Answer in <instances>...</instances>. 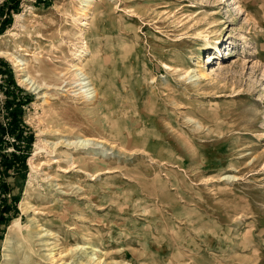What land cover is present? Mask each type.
<instances>
[{
    "label": "rangeland",
    "instance_id": "rangeland-1",
    "mask_svg": "<svg viewBox=\"0 0 264 264\" xmlns=\"http://www.w3.org/2000/svg\"><path fill=\"white\" fill-rule=\"evenodd\" d=\"M90 3L0 0V264H264V0ZM81 20L93 100L72 92Z\"/></svg>",
    "mask_w": 264,
    "mask_h": 264
},
{
    "label": "bare ground",
    "instance_id": "bare-ground-1",
    "mask_svg": "<svg viewBox=\"0 0 264 264\" xmlns=\"http://www.w3.org/2000/svg\"><path fill=\"white\" fill-rule=\"evenodd\" d=\"M91 0H80V5L79 8H77V10L75 11V14H84L86 19H90V17L88 16V14H85V12L87 10H89L90 7V3ZM84 25H88V22L86 20H81V21H77V23L73 24V30H72V36L77 39L81 44L74 50V54L75 57L77 59L76 63H71L69 68L71 69V77H72V82L71 84L76 87V89H73V95H81L82 97L88 99V100H93L96 96V92L94 93V87H93V81L90 78V75H88L85 71V66H86V57H90L89 55L91 54V50L87 45V42L84 40L85 39V30H84ZM207 37V36H206ZM223 39V38H222ZM221 39V40H222ZM216 51L220 53V48L219 45L216 48ZM4 53L3 51L0 50V54ZM93 54V53H92ZM208 60H213L216 59V55H214V53L210 54L208 53L207 56ZM41 57L39 55L33 54V56L31 57V64H34L36 66L34 70V72L36 74H41L43 72V64L41 63ZM15 61V60H14ZM85 61V62H84ZM19 69L21 70H28V63L27 61H23V60H17ZM165 68H168V66L166 64L162 65ZM195 66H197L195 64ZM17 67V66H16ZM217 71L219 70H223V66L221 63H218L217 65ZM22 72V71H21ZM20 78V77H19ZM21 83H25L26 85H29L31 88L34 87L35 89L38 88V85L35 84V82L33 81V78L29 75L28 72L22 73V77L19 79ZM43 83V81H42ZM69 84V83H67ZM45 85V84H44ZM71 85V86H72ZM61 86V85H60ZM58 86L57 89H63V85L62 88ZM66 86V85H64ZM72 86V88H73ZM49 87V86H46ZM45 87V88H46ZM55 88V87H54ZM71 88V89H72ZM68 88H64V90H67ZM34 90V89H33ZM38 90V89H37ZM105 94V97H107L106 92L103 93ZM102 98V97H101ZM106 103H108V101H106ZM123 107V105H121ZM106 117V116H105ZM115 124V123H114ZM130 129V128H129ZM133 131L132 130H126V137L127 140L125 142H123V144L128 147V148H132L131 145V140H133ZM139 143H136V147L137 149H143L145 148V141L142 139H138ZM94 139L90 138V137H76L74 140L72 141H68L67 145H72L74 148H78L76 153H80L81 151L82 153H85V155H82L81 157H79V159H86V158H90L93 161H97L100 160V156H98L99 154L97 152H94L91 149L90 145L92 144L91 142H93ZM123 141V140H122ZM58 143V141H56L54 144L56 145ZM95 143V142H94ZM93 143V145H94ZM95 144H98L97 142ZM91 149V150H89ZM133 150V149H132ZM134 151V150H133ZM131 152V153H135V152ZM72 158V157H71ZM74 158V157H73ZM30 164H32L31 159H30ZM27 192H25L26 195ZM28 205V200L26 198V196H24L21 201H20V208H25ZM14 226H18L19 225V219L14 220L13 222ZM20 230V228H19ZM51 233V231L49 229L46 230V228H44V236L49 235ZM22 236V231L20 230V237ZM81 251L82 255L84 256V259H87L89 261H92L93 263H100L101 258L96 255V252H99V250H97L94 247L88 246V245H74L72 247H70L69 249H67L68 252H73V251ZM7 251H10L7 247ZM51 253V252H50ZM4 258L3 260H7L9 258V256L11 255L10 253H4Z\"/></svg>",
    "mask_w": 264,
    "mask_h": 264
},
{
    "label": "trees",
    "instance_id": "trees-1",
    "mask_svg": "<svg viewBox=\"0 0 264 264\" xmlns=\"http://www.w3.org/2000/svg\"><path fill=\"white\" fill-rule=\"evenodd\" d=\"M10 73H11V72H10ZM11 79H12V78H11ZM12 84H13V86H15V88L20 89L19 87H17V86L14 84L13 79H12ZM15 108H16V109H14V110L11 112L12 115L16 114V112H17L16 110L20 108V103H18L17 105H15Z\"/></svg>",
    "mask_w": 264,
    "mask_h": 264
}]
</instances>
